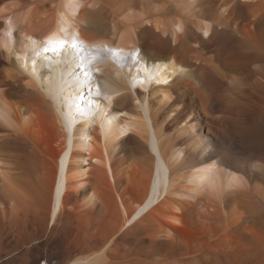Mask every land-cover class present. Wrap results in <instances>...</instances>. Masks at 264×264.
<instances>
[{"label":"bare ground","instance_id":"bare-ground-1","mask_svg":"<svg viewBox=\"0 0 264 264\" xmlns=\"http://www.w3.org/2000/svg\"><path fill=\"white\" fill-rule=\"evenodd\" d=\"M0 89V264H264V0H0Z\"/></svg>","mask_w":264,"mask_h":264},{"label":"snow or ice","instance_id":"snow-or-ice-1","mask_svg":"<svg viewBox=\"0 0 264 264\" xmlns=\"http://www.w3.org/2000/svg\"><path fill=\"white\" fill-rule=\"evenodd\" d=\"M227 9H222V12H226ZM204 37L209 35L208 31L205 30L203 32ZM35 43V41H33ZM82 45L80 41L76 37H69L68 35H57L53 33L48 35L42 46V54L43 58L46 61H49V75L43 77V79L48 80L51 82V71H52V64L50 58H55V63L57 65L60 64H68L70 67L75 66L80 69L81 75L83 76V84L87 85V96L85 97L83 93V86L76 89L75 92L71 93L68 97L72 102L68 105L69 109H75V114L78 115L81 119H88V118H95L96 116H101L102 118H107L108 113L105 109L100 107L99 98L101 97V91L99 85H93L90 83L92 80V72L95 71L99 73V68H91L90 65L97 61L98 56L95 53L88 55L87 50H84L85 54H81ZM110 52H119L118 49H109ZM36 55H41V52H37ZM32 68L31 74L36 75V63L35 59L32 60ZM25 69L27 70V62L24 64ZM72 74L71 72L69 73ZM151 77H149L150 79ZM143 82V81H141ZM79 84L80 82L77 81ZM93 90L95 91V95H93ZM3 91V89H0ZM104 99L111 101L112 97L110 95L104 94ZM95 106V107H93ZM75 123V119L73 120ZM111 123V121H109ZM103 127V125H102ZM230 189H236L243 191L244 184L237 182V183H230L228 186ZM217 189L214 187L213 191Z\"/></svg>","mask_w":264,"mask_h":264},{"label":"water","instance_id":"water-1","mask_svg":"<svg viewBox=\"0 0 264 264\" xmlns=\"http://www.w3.org/2000/svg\"><path fill=\"white\" fill-rule=\"evenodd\" d=\"M2 254L0 253V256H1Z\"/></svg>","mask_w":264,"mask_h":264}]
</instances>
